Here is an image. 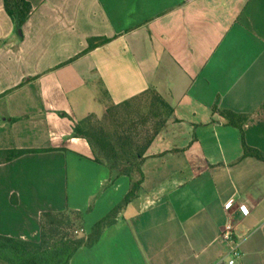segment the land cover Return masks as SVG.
<instances>
[{"label": "crops", "instance_id": "0c3cea01", "mask_svg": "<svg viewBox=\"0 0 264 264\" xmlns=\"http://www.w3.org/2000/svg\"><path fill=\"white\" fill-rule=\"evenodd\" d=\"M19 29L0 0V234L38 241L43 211H80L77 233L127 193L72 122L101 96L155 89L173 116L149 146L137 195L69 264H227L219 233L264 264V0H27ZM105 38L91 49L88 39ZM246 115L242 130L221 115ZM232 202L228 210L223 207Z\"/></svg>", "mask_w": 264, "mask_h": 264}, {"label": "trees", "instance_id": "16d2710c", "mask_svg": "<svg viewBox=\"0 0 264 264\" xmlns=\"http://www.w3.org/2000/svg\"><path fill=\"white\" fill-rule=\"evenodd\" d=\"M6 13L20 29L28 19L31 5L27 0H3ZM105 38L88 39L87 49L102 43ZM104 113L101 117L89 113L72 122V135L86 139L92 150V160L105 164L115 175L129 178L130 187L123 198L104 216L96 220L88 233L74 234L71 227L75 218L78 225L80 211H43L40 214L38 241L22 240L0 234V264H69L80 247L94 245L103 230L112 225L118 213L134 198L143 180L141 165L147 150L167 121L173 116L171 105L153 88L145 89L123 101L113 102L101 96ZM230 124L242 130L246 115L222 110ZM37 149L0 150L1 160L7 161ZM243 155L264 161V153L243 142Z\"/></svg>", "mask_w": 264, "mask_h": 264}, {"label": "built area", "instance_id": "2783aa9c", "mask_svg": "<svg viewBox=\"0 0 264 264\" xmlns=\"http://www.w3.org/2000/svg\"><path fill=\"white\" fill-rule=\"evenodd\" d=\"M232 202L227 200L224 202L223 207L228 210ZM234 226L231 221H226L220 230L219 238L226 246V255L228 256L227 264H234L236 259L240 257L239 242L234 236Z\"/></svg>", "mask_w": 264, "mask_h": 264}, {"label": "rangeland", "instance_id": "374dc122", "mask_svg": "<svg viewBox=\"0 0 264 264\" xmlns=\"http://www.w3.org/2000/svg\"><path fill=\"white\" fill-rule=\"evenodd\" d=\"M104 215H105V214H104ZM104 215H103V216H104ZM100 218H101V217H100ZM97 220H98V219H97ZM72 221H73V223H72V225H71V227L69 228L68 231L70 232V230H71L74 234H76V233H77V232H76V231H77L76 228L78 227V220L75 219V218H73ZM77 234H79V233H77Z\"/></svg>", "mask_w": 264, "mask_h": 264}]
</instances>
